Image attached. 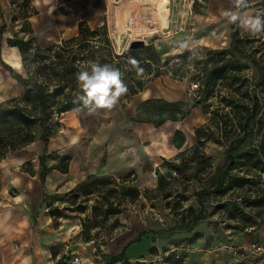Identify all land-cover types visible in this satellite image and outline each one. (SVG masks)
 Here are the masks:
<instances>
[{
  "label": "rangeland",
  "instance_id": "374dc122",
  "mask_svg": "<svg viewBox=\"0 0 264 264\" xmlns=\"http://www.w3.org/2000/svg\"><path fill=\"white\" fill-rule=\"evenodd\" d=\"M66 1L62 2L60 9L61 23L57 24L59 31H55V34L47 32L45 40L42 41L30 23L24 21L15 27L11 26L14 38L12 42L31 40L32 44L26 46L27 50L37 46L45 47L74 37L78 24L86 21L94 29L107 25L112 45L118 55L140 44H143L140 48H144L140 51L142 57L150 61L159 58L160 65L185 51L192 54L188 58L189 73L184 78L165 75V67H162L160 70L164 73L163 76L145 84L144 91H148L146 96H143V91L129 102L120 98L112 110H99L94 114H89L87 110L71 111L51 122L55 133L50 138L62 140L63 147L60 152L62 156L70 158L65 164H70L71 179L84 182L91 176L102 182L95 193L75 200L71 191L78 184L74 189L56 195L60 196L63 207L61 203L52 206L65 209L66 215L76 213L82 224L86 220V225L97 226L91 234L97 248L92 257L100 258L96 259L95 264L107 263L111 254L116 253L114 245L119 238H123L122 249L129 241L145 234L150 236L148 242L151 248H159L160 253L158 258L140 261L146 264H247V260L256 262L257 257L238 258L231 253L230 248L243 247L244 242L250 239L264 244L263 238H260L264 234V223L257 229L241 232L228 228L226 224H230L229 221L224 222L225 216L218 213L201 221L192 231L186 232V225L180 222L178 216L190 207L199 208L195 192L200 188L216 186L227 164V146L223 141L214 136L203 146L202 151L212 167L209 168V175L202 181L190 176L197 170V161L191 163L193 170L179 173L173 168L181 162L180 152H187L186 160L192 157L196 147L194 130L202 127L211 118V115L204 113L203 106H194V101L200 98L198 90L193 89V85L199 84L195 77L199 57L196 53L229 48L231 33L236 29L243 36L253 37L222 15L228 4L235 11L231 0H212V4L211 0H194V4L192 0H168L169 22L166 28L160 26L157 18L154 19L151 15L156 0H71L80 4L76 7H65L70 0ZM261 1L249 0L250 7L245 10L246 14L264 13V6L254 9L251 7ZM88 5L95 10H89L86 16H80ZM34 11L31 2L26 6L12 7V13H15L13 16L18 19H24V12ZM41 13L44 15L43 11ZM56 21L59 22L58 19ZM254 37L264 39V33ZM185 42L189 47H180ZM18 74L26 77L24 67ZM21 97L11 99L20 100ZM148 98L155 100L154 103L145 105L140 116L137 115L139 107ZM11 99L0 101V114L15 104L9 102ZM159 100L168 103L181 102V112L189 111L190 115L180 123L166 121L162 124L167 120L166 117L172 115L156 112L163 109L161 103L157 102ZM207 105H210L212 112L219 105V98H212L205 106ZM176 117L180 118L179 115ZM177 130L182 131L185 137L181 150L175 147L181 142V136L173 140ZM5 131L0 129V155L5 152L4 144H1V141H7ZM33 131L37 138L45 132L41 126H36ZM20 138L23 139L24 135ZM11 153L13 152H8L5 157ZM201 154L198 153L196 157L199 158ZM157 171L167 180L164 190L159 187ZM127 187L140 190V197L132 200L125 196L123 188ZM110 190L113 191L111 202L117 213L105 218L103 210H106L107 205H103V198ZM168 190L174 195L165 199L163 196ZM179 193L183 195V199L176 197ZM214 206L215 203H210V212ZM82 207L87 208L86 213H81ZM140 243L141 241H137L130 246H138L137 249L141 250L143 247L138 245ZM170 255L172 257L168 259Z\"/></svg>",
  "mask_w": 264,
  "mask_h": 264
},
{
  "label": "trees",
  "instance_id": "16d2710c",
  "mask_svg": "<svg viewBox=\"0 0 264 264\" xmlns=\"http://www.w3.org/2000/svg\"><path fill=\"white\" fill-rule=\"evenodd\" d=\"M28 3V0H25L23 6ZM263 6L264 0L251 7L254 9ZM24 17H28V14ZM16 19L18 18L13 17V21ZM12 41L10 45L21 50L22 63L27 74L23 77L7 67L25 91L20 100H9L10 103L15 104L0 114V129L6 130L7 134V141H1L5 152L0 155V161L6 158L8 152L19 151L35 142L37 137L33 129L36 126H41L45 130L40 139L48 145L49 138L55 133L51 122L74 111L76 107L73 100L80 93L76 74L82 70H90L92 63L109 64L124 73L128 93L121 98L129 102L144 91L147 82L160 78L164 73L184 78L186 73H189L188 58L192 54L190 51H185L173 59L164 61V65L159 64V58L150 61L142 57L140 51L144 48L118 55L112 45L107 25L94 29L86 21L79 23L74 37L63 39L60 43L45 48L37 46L27 50L26 46L32 44L31 40L22 43ZM196 55L199 57L195 77L199 81L200 98L194 101V106H203L204 113L211 115V118L202 127L194 130L196 147L192 157L186 160L187 152H180L181 162L175 164L173 168L179 173L193 170L191 163L197 161L199 162L197 170L190 176L202 181L209 175V168L212 167L202 149L214 136L227 146L228 154L227 164L216 186L202 187L195 192L199 208L190 207L179 214L180 222L186 225L184 231L190 232L201 221L219 213L225 216L224 222L229 221L230 224H226L228 228L241 232L257 229L264 223V39L243 36L236 29L231 33L229 48L206 50L197 52ZM130 58L140 62V66L144 69L143 75L138 76L135 69L128 64ZM153 65H156V68H153ZM162 67H165L164 73L160 70ZM214 97L219 98V105L210 112V105H205ZM154 101L148 98L139 107L137 115L140 116L143 107ZM157 102L161 103L163 108L157 110V113L172 115L166 117L167 120L162 124L166 121L180 123L190 115L189 111L181 112L183 104L181 102L168 103L162 100ZM177 115L180 118H177ZM22 135H24L23 139L20 138ZM179 136L181 142L175 147L181 150L185 144L183 132L175 131L173 140ZM198 153H202L199 158L196 157ZM46 159L45 155L39 157L42 168L40 179L43 186L46 182ZM56 159L60 161L57 169L62 173H68L70 164L65 162L70 158L56 155ZM31 164V162L25 163L23 169L32 175L33 172L29 170ZM157 174L159 187L164 190L165 185L168 184L167 180L160 172L157 171ZM101 183L90 176L72 190L71 194L75 200L80 196L89 197L95 193ZM123 193L132 200L138 199L141 194L140 190L134 187L123 188ZM112 194L113 191L110 190L103 198V205H107L106 210H103L105 218L117 213L111 202ZM173 195V192L168 190L163 198L169 199ZM176 197L183 199L181 193ZM49 199L50 197L45 194V201ZM210 203H215L212 212L209 211ZM177 204L181 206V203L177 202ZM48 209L55 220L65 213V209L60 210L52 204H48ZM86 212L87 208L82 207L81 213ZM85 223L86 220L82 224L84 230L81 232V237L91 242V234L97 226ZM141 238L142 236H139L134 241H129L120 254L110 257L105 264L124 263L127 247L140 241ZM150 253L156 254V248H151ZM168 257L171 259L172 255ZM136 264L146 263L136 262Z\"/></svg>",
  "mask_w": 264,
  "mask_h": 264
},
{
  "label": "crops",
  "instance_id": "0c3cea01",
  "mask_svg": "<svg viewBox=\"0 0 264 264\" xmlns=\"http://www.w3.org/2000/svg\"><path fill=\"white\" fill-rule=\"evenodd\" d=\"M24 1L0 0V101L22 96L25 91L7 68L10 67L19 73L24 67L21 50L10 45L14 39L11 26L15 27L28 21L39 38L44 41L47 32L55 34V31H59L57 24L61 23L59 21L61 19L60 9L63 6L62 2H67L66 0H28V4L31 2L37 13L24 12L22 16L24 19L19 17L13 21L15 13H12V7H22ZM68 5L76 7L80 4L70 0L65 7ZM92 9L95 10L93 6L88 5L80 16H86ZM229 9L228 4L226 10ZM40 10L44 12V15ZM26 14L28 17H24ZM10 61L18 62L21 67L15 68ZM62 147L63 143L59 138H49L48 145L37 138L32 144L11 153L0 161V264H61L66 257L76 253L82 254L89 264H95L96 259H100L92 257L90 242L81 237L84 229L76 213L64 214L56 220L49 214L48 204L57 206L61 203V207L64 206L62 200L59 199L60 196L56 197V195L74 189L83 181L71 179V167L68 173H62L57 169L60 161L56 159V155L62 156L60 152ZM42 155L47 158L45 186L42 185L40 179L42 168L39 157ZM27 162L32 163L29 167V170L33 172L32 175L23 169V165ZM45 194L50 197L48 201H45ZM149 237V234L142 236L141 243L138 244L142 245L141 250L137 249L138 246L129 245L127 247L125 262L136 263L153 257L158 258L159 248L155 255L150 253ZM260 238L264 241V234ZM122 243L123 238H119L114 245L116 253L111 254L110 257L123 251L127 244L121 249ZM252 243L259 242L250 239L242 246ZM245 263L264 264V256L261 255V258L257 256L256 262L247 260Z\"/></svg>",
  "mask_w": 264,
  "mask_h": 264
},
{
  "label": "clouds",
  "instance_id": "9594fccd",
  "mask_svg": "<svg viewBox=\"0 0 264 264\" xmlns=\"http://www.w3.org/2000/svg\"><path fill=\"white\" fill-rule=\"evenodd\" d=\"M234 10H224L222 15L231 23L238 24L240 28L250 35L264 33V13L246 14L250 7L249 0H231ZM188 48L187 42L180 44ZM128 64L135 69L138 76L144 74V69L135 58H130ZM80 93L76 95L73 104L74 111L87 110L94 114L99 110H112L117 106L122 96L128 93V86L124 80V73L109 64L92 63L90 70H82L76 74Z\"/></svg>",
  "mask_w": 264,
  "mask_h": 264
},
{
  "label": "built area",
  "instance_id": "2783aa9c",
  "mask_svg": "<svg viewBox=\"0 0 264 264\" xmlns=\"http://www.w3.org/2000/svg\"><path fill=\"white\" fill-rule=\"evenodd\" d=\"M199 1V0H198ZM192 4H194V0H192ZM193 89L198 90L199 84L193 85ZM92 246V254H95L97 252V248L95 246V241L90 242ZM235 256L238 258H243V257H261L264 256V245L261 243H252L248 246H243L239 248H230ZM61 264H89L85 261L83 258L82 254L76 253V254H71L70 256L66 257Z\"/></svg>",
  "mask_w": 264,
  "mask_h": 264
},
{
  "label": "bare ground",
  "instance_id": "6f19581e",
  "mask_svg": "<svg viewBox=\"0 0 264 264\" xmlns=\"http://www.w3.org/2000/svg\"><path fill=\"white\" fill-rule=\"evenodd\" d=\"M151 15L153 18L154 17L157 18L160 26H162L163 28H166L169 22V1L168 0H156L155 4L153 5L151 9ZM10 62L15 68L21 67L18 62H15V61H10ZM142 94L143 96H146L148 94V91H144Z\"/></svg>",
  "mask_w": 264,
  "mask_h": 264
},
{
  "label": "water",
  "instance_id": "95a60500",
  "mask_svg": "<svg viewBox=\"0 0 264 264\" xmlns=\"http://www.w3.org/2000/svg\"><path fill=\"white\" fill-rule=\"evenodd\" d=\"M142 45H143V44H140L139 46L134 47V48H131V49H132V50H134V49H138V48L142 47Z\"/></svg>",
  "mask_w": 264,
  "mask_h": 264
}]
</instances>
